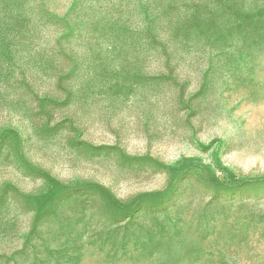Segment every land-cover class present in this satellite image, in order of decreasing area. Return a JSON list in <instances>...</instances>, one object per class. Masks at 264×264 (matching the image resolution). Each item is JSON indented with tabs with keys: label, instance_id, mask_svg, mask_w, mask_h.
Wrapping results in <instances>:
<instances>
[{
	"label": "rangeland",
	"instance_id": "rangeland-1",
	"mask_svg": "<svg viewBox=\"0 0 264 264\" xmlns=\"http://www.w3.org/2000/svg\"><path fill=\"white\" fill-rule=\"evenodd\" d=\"M0 264H264V0H0Z\"/></svg>",
	"mask_w": 264,
	"mask_h": 264
}]
</instances>
